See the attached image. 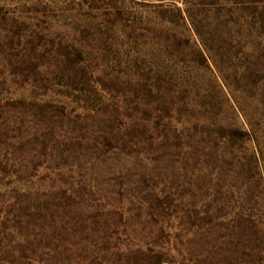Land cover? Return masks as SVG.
I'll return each mask as SVG.
<instances>
[{"label":"rangeland","instance_id":"obj_1","mask_svg":"<svg viewBox=\"0 0 264 264\" xmlns=\"http://www.w3.org/2000/svg\"><path fill=\"white\" fill-rule=\"evenodd\" d=\"M0 264H264V0H0Z\"/></svg>","mask_w":264,"mask_h":264},{"label":"trees","instance_id":"obj_2","mask_svg":"<svg viewBox=\"0 0 264 264\" xmlns=\"http://www.w3.org/2000/svg\"><path fill=\"white\" fill-rule=\"evenodd\" d=\"M185 3H187V0H184Z\"/></svg>","mask_w":264,"mask_h":264}]
</instances>
